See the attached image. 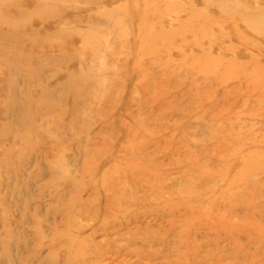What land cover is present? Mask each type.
I'll return each instance as SVG.
<instances>
[{"label":"rangeland","instance_id":"374dc122","mask_svg":"<svg viewBox=\"0 0 264 264\" xmlns=\"http://www.w3.org/2000/svg\"><path fill=\"white\" fill-rule=\"evenodd\" d=\"M0 264H264V0H0Z\"/></svg>","mask_w":264,"mask_h":264}]
</instances>
